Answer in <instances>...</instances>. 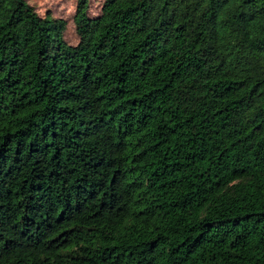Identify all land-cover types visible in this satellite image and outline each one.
I'll list each match as a JSON object with an SVG mask.
<instances>
[{
    "label": "trees",
    "instance_id": "16d2710c",
    "mask_svg": "<svg viewBox=\"0 0 264 264\" xmlns=\"http://www.w3.org/2000/svg\"><path fill=\"white\" fill-rule=\"evenodd\" d=\"M0 0V264H264V0Z\"/></svg>",
    "mask_w": 264,
    "mask_h": 264
},
{
    "label": "rangeland",
    "instance_id": "374dc122",
    "mask_svg": "<svg viewBox=\"0 0 264 264\" xmlns=\"http://www.w3.org/2000/svg\"><path fill=\"white\" fill-rule=\"evenodd\" d=\"M36 13L43 17L46 14L55 19H63L67 23V29L64 34V40L69 45L77 43V37L73 25V16L75 13L76 0H26ZM104 0H88L87 15L91 18L100 14L101 6Z\"/></svg>",
    "mask_w": 264,
    "mask_h": 264
}]
</instances>
